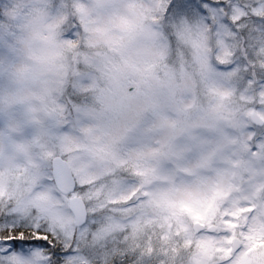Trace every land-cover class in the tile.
<instances>
[{"label": "rangeland", "instance_id": "374dc122", "mask_svg": "<svg viewBox=\"0 0 264 264\" xmlns=\"http://www.w3.org/2000/svg\"><path fill=\"white\" fill-rule=\"evenodd\" d=\"M9 2L6 231L51 236L62 264H264V126L249 121L264 120V0ZM54 155L86 206L80 227L50 179ZM196 221L216 231L193 235ZM14 239H0V264H49Z\"/></svg>", "mask_w": 264, "mask_h": 264}, {"label": "water", "instance_id": "95a60500", "mask_svg": "<svg viewBox=\"0 0 264 264\" xmlns=\"http://www.w3.org/2000/svg\"><path fill=\"white\" fill-rule=\"evenodd\" d=\"M132 90V89H131ZM251 121L258 126H262L264 124L263 120L256 113H251L250 115ZM52 179L56 188L62 194H69L73 190V179L68 168V165L65 161L61 160L59 157H55L52 159ZM68 206L70 211L73 213L75 218V225L81 226L86 220V208L82 200L77 197L73 196L68 201ZM203 226L199 223L193 224V230L195 233L202 230ZM214 227H210L208 231H214ZM239 245L238 240H233L232 242V250L234 251Z\"/></svg>", "mask_w": 264, "mask_h": 264}, {"label": "trees", "instance_id": "16d2710c", "mask_svg": "<svg viewBox=\"0 0 264 264\" xmlns=\"http://www.w3.org/2000/svg\"><path fill=\"white\" fill-rule=\"evenodd\" d=\"M8 1L9 0H0V24L2 19L5 17V14H7V10H9L10 8L11 3ZM253 16L255 15L251 14V12L249 14L248 11L245 17H248L249 20H246L245 22L252 21L251 19L256 17ZM1 218H0V239H6V237L12 236L15 237L16 239L15 242H23L25 243V245L41 246L43 251L47 254V257L49 258V264H62L64 260L63 257L64 249L57 244L54 238L47 235V237L52 241V244L50 245L49 243L44 244L41 241H35L33 238L36 236V233L31 230H27V229L20 230V229H16L15 227H11L9 230L6 231V222H3ZM21 237H23L25 240H20Z\"/></svg>", "mask_w": 264, "mask_h": 264}]
</instances>
